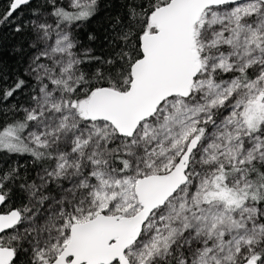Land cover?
I'll use <instances>...</instances> for the list:
<instances>
[{
    "label": "snow or ice",
    "instance_id": "obj_1",
    "mask_svg": "<svg viewBox=\"0 0 264 264\" xmlns=\"http://www.w3.org/2000/svg\"><path fill=\"white\" fill-rule=\"evenodd\" d=\"M0 264H264V0H0Z\"/></svg>",
    "mask_w": 264,
    "mask_h": 264
},
{
    "label": "trees",
    "instance_id": "obj_2",
    "mask_svg": "<svg viewBox=\"0 0 264 264\" xmlns=\"http://www.w3.org/2000/svg\"><path fill=\"white\" fill-rule=\"evenodd\" d=\"M107 2V0H102V5H103V3H106ZM96 21H93V24H92V26H96ZM6 35V34H5Z\"/></svg>",
    "mask_w": 264,
    "mask_h": 264
}]
</instances>
